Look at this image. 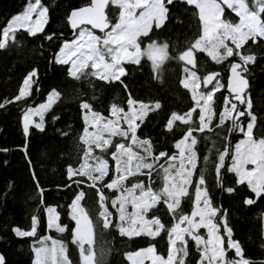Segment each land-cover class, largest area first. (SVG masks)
<instances>
[{"label":"trees","instance_id":"16d2710c","mask_svg":"<svg viewBox=\"0 0 264 264\" xmlns=\"http://www.w3.org/2000/svg\"><path fill=\"white\" fill-rule=\"evenodd\" d=\"M36 1L45 14L39 30L28 33L22 28H10L2 33L8 19L23 9L26 0H0L2 264L5 261L6 264H33L32 246L40 238L46 242L50 240L55 248H64L65 264H80V252L91 253L92 264H127V253L146 246H151L157 261H161L168 255L173 221L191 212L197 187L202 189L208 207L213 210L210 218L224 250L222 264H234L237 258L244 260V264H248L249 258L254 264H262L264 233L260 214L264 212V154L260 162L258 193H254L246 181H237L229 164L233 145L242 137L250 118L248 135L264 149V58H260L264 57V39L255 34L248 35L237 46L232 45L228 55L213 60L202 50L193 49V42L201 36L195 6L186 0L176 3L161 0V21L135 37L139 57L135 62H121V71L116 78H102L94 74L88 64L69 74L67 63L56 61L54 55L61 43L75 34L76 29L69 27L70 12L88 5L89 0ZM242 1L249 10L254 5L259 6L256 15L264 26V0ZM169 7L170 11L167 10ZM220 7V22L237 24L238 14L221 2ZM104 13L110 26L117 19L118 7L108 3ZM160 25L163 26L158 27ZM104 32L93 33L102 36ZM156 41L160 44L167 41L170 46L164 48L165 55L159 65L152 67L142 50ZM186 50L192 53V64L181 59ZM97 51L105 62H110L111 45H99ZM234 65L245 81L244 100L240 103H234L225 90L226 74ZM184 68L191 69L199 78L215 72L219 82V87L210 96V115L205 127L200 125L187 89L180 85ZM30 73L25 90L20 94L23 79ZM50 90L60 95L59 98L55 96L48 106L52 108L44 114L45 131L32 127L30 137H26L21 115L27 108L41 103ZM93 96L97 98L93 99ZM81 101H87V108L102 117L108 116L111 108L126 110L129 102L145 106L143 115L135 120L132 136L134 142L142 140L147 145L155 161L151 169L141 170L149 172L147 178L143 174H133L123 178L121 183L140 180L156 193L152 194L156 200L144 212L153 220L154 234L120 233L117 229L118 194L115 187L105 185L115 177L109 156L114 151L113 144L126 143L128 132L123 138L112 137L104 154L108 160L107 171L98 180L89 181L77 173L67 175L66 169L69 166L76 168L84 152ZM230 103L233 108L224 117ZM188 111L187 120L172 119L166 126L170 116H182ZM53 116H59V119L53 122ZM184 135L192 143V168L183 193L176 204L168 208L160 191L162 169L159 164L177 152V142ZM77 194L78 206L90 226L89 244H79L72 233L74 222L69 206ZM47 209L55 214L48 227ZM14 229H32V232L17 235ZM227 241L233 244L235 251L227 248ZM205 246V231L197 227L172 244L170 264H200ZM233 253L235 257L230 260Z\"/></svg>","mask_w":264,"mask_h":264},{"label":"rangeland","instance_id":"374dc122","mask_svg":"<svg viewBox=\"0 0 264 264\" xmlns=\"http://www.w3.org/2000/svg\"><path fill=\"white\" fill-rule=\"evenodd\" d=\"M186 1L195 6L201 26V36L193 42V49L202 50L213 60H220L228 55L231 46H237L248 35L255 34L264 39V26L259 23L256 15L258 5H254V8L249 10L242 0ZM29 2L31 3L27 12L20 18L9 22L14 15L11 16L2 33L10 28H22L28 33L40 29L45 18L44 9L36 0H29ZM220 2L231 7L238 14L239 20L237 24L224 25L220 22ZM110 3L118 7V16L116 21L105 30L102 36H97L87 27L81 26L76 29L71 39L61 43L55 60L66 62L69 74H74L77 69L88 64L94 74L100 75L102 78H116L121 71V62H135L139 57L140 50L135 42V37L146 32L150 25H158L162 19L161 0H111ZM24 7L25 5L23 9ZM22 10L17 14H20ZM102 44L113 47V52L109 55V63L105 62L97 51V47ZM142 51L150 60L152 67L159 65L165 55V49L160 44H147ZM31 74L26 75L23 79L20 94L24 92ZM208 74L206 73L199 78L191 69L184 68L179 81L180 85L187 89L193 102L192 108H196L202 127H205L210 115L209 102L211 93L219 87L216 76L207 81ZM55 96L56 94L53 93V90H50L41 103L32 108H27L20 117L22 128H26L32 118L34 122L38 123L40 117L35 116L36 112L45 110L40 105L43 104L47 108ZM230 96L235 103L233 96ZM242 100H244L243 95L237 103ZM232 104L230 103L227 106L224 111V117L229 115L233 108ZM82 107L84 108V115L82 118L81 141L84 146V152L76 168L68 167L66 169L67 175L77 173L83 175L89 181L98 180L107 171L108 160L104 154L112 137L123 138L125 133L128 132L129 136L126 143L114 142L113 144L114 151L109 156L112 159L111 166L115 177L105 185L107 187H115L116 194H118L116 197L117 219L119 221L117 225L118 231L124 235L136 233L154 234L156 227H151L153 220L146 217L144 212L156 200L152 195L156 193L150 190L147 184L143 185L140 180L131 181L128 184L121 183L123 178L133 174H143L147 178L149 172L146 173L141 170L151 169L155 161L147 145L142 140L134 142L132 136L135 120L143 115L146 109L145 106L129 102L126 110L119 111L111 108L106 117L90 111L86 105L82 106L80 103V108ZM188 118L189 111L182 116L172 115L166 126L169 125L172 119L187 120ZM250 125L251 118L244 126L242 137L237 144L233 145V154L229 167L234 171L237 181H246L254 193H258L261 181L260 162L264 151L257 142L250 139L248 135ZM191 144L184 135L177 142V152L170 156L167 161L160 163L161 165L159 164L162 169L160 191L166 198L168 208L176 204L178 196L183 193L189 178L193 162ZM78 197L79 194L76 195L69 206V214L74 222L72 233L79 244H89L91 238L90 227L85 220L83 211L78 206ZM212 213L213 210L208 207L202 189L197 187L191 212L173 221L170 228L168 255L166 256L165 264L171 263L172 252L170 247L172 244L184 234L189 235L193 232L197 228L194 226L198 223L208 224L211 231V240L206 238V246L200 264H222L223 253L219 254V251L221 252L223 249L220 237L211 222L210 215ZM54 218L55 214L51 209L45 210L47 227L53 223ZM262 224L264 233V217H262ZM192 227L193 229H191ZM186 229H190V232L186 233ZM31 232L32 229L28 231L14 229V233L17 235L31 234ZM171 237H173V241H171ZM47 242L44 238H40L39 242L32 246V263L65 264L64 248L61 246L55 248L50 240ZM226 246L235 251V247L230 241L226 242ZM126 259L128 264L157 263V258L154 257L150 246L127 253ZM79 261L80 264H92L91 253L80 252ZM234 264H244V260L237 258L234 260Z\"/></svg>","mask_w":264,"mask_h":264},{"label":"water","instance_id":"95a60500","mask_svg":"<svg viewBox=\"0 0 264 264\" xmlns=\"http://www.w3.org/2000/svg\"><path fill=\"white\" fill-rule=\"evenodd\" d=\"M111 0H89V4L72 10L69 14V27L75 30L81 26L87 27L92 32H104L109 23L105 18V7ZM181 59L186 64H192L193 56L190 50L181 54ZM215 72L207 76L210 81ZM225 90L233 96L234 101L239 102L245 90L244 78L239 74L236 65L231 67L225 77ZM2 264V258H0Z\"/></svg>","mask_w":264,"mask_h":264},{"label":"snow or ice","instance_id":"6c2138e0","mask_svg":"<svg viewBox=\"0 0 264 264\" xmlns=\"http://www.w3.org/2000/svg\"><path fill=\"white\" fill-rule=\"evenodd\" d=\"M177 2V0H171V3H176ZM31 2H29V0H26V3H25V7H24V9L22 10V12L20 13V14H17V15H14L13 17H11L10 18V20H9V22H11L12 20H14V19H18V18H20L21 16H23L26 12H27V10H28V6H29V4H30ZM168 11H170L171 10V8L169 7L168 9H167ZM179 18H177V20H178ZM8 22V23H9ZM7 23V24H8ZM163 25H160V26H158V27H162ZM158 30V29H157ZM154 43H156V44H160V42L159 41H156V42H154ZM160 46L161 47H163V48H165V49H167L170 45L168 44V42L167 41H164L162 44H160ZM260 58H264V57H260ZM262 70H264V69H262ZM75 78H77V79H79V77H75ZM161 83H163V77L161 76ZM90 87H94L93 85H90ZM53 93H55L57 96H58V98H59V93L58 92H56V91H53ZM81 95H83V93H81ZM97 97H95V96H93V99H96ZM54 103H56V101H54ZM88 104V102L87 101H81V105L83 106V105H87ZM40 107L41 108H44L45 110H44V112H39V111H37L36 112V115L35 116H39L40 117V120H39V122L37 123V122H34V120H33V118H32V120H31V122H30V125L27 127V128H25V127H23V133H24V135L26 136V137H30V128H32V127H34V128H36V129H38L39 131H41V132H43V131H45V118H44V114L46 113V112H48L52 107H47V108H45V106L43 105V104H41L40 105ZM81 112H82V118H83V115H84V108L82 107L81 108ZM59 119V116H53V122H55V120H58ZM6 151V150H5ZM71 166H69V168H70ZM6 195V194H5ZM261 217H264V212H262L261 214ZM41 243H43V242H41ZM261 250H264V248H262ZM3 257V254H0V258H2ZM234 257H235V253H233V256L232 257H230L229 259L230 260H232V259H234ZM5 264H6V261H5ZM248 264H254V262L249 258L248 259ZM262 264H264V260H262Z\"/></svg>","mask_w":264,"mask_h":264},{"label":"built area","instance_id":"2783aa9c","mask_svg":"<svg viewBox=\"0 0 264 264\" xmlns=\"http://www.w3.org/2000/svg\"><path fill=\"white\" fill-rule=\"evenodd\" d=\"M1 40H2V37L0 38V41ZM194 227H202L204 229V231H205L207 240H211V231H210V226L208 224L198 223ZM191 229H193V227ZM185 232L189 233L190 229H186ZM173 240H174L173 237H171V241H173ZM209 243H210V241H209ZM223 252H224V250H222L221 252L219 251V254H221ZM165 263H166V260L164 259L159 264H165Z\"/></svg>","mask_w":264,"mask_h":264},{"label":"crops","instance_id":"0c3cea01","mask_svg":"<svg viewBox=\"0 0 264 264\" xmlns=\"http://www.w3.org/2000/svg\"><path fill=\"white\" fill-rule=\"evenodd\" d=\"M56 54H57V51H56V53H55V55H54V59H55V57H56ZM253 141V140H252ZM237 142L238 141H236L235 142V144H237ZM256 142V141H255ZM260 145V144H259ZM263 149V148H262ZM263 151H264V149H263ZM260 179H261V177H260ZM260 185V184H259ZM84 215V214H83ZM71 217V216H70ZM85 217V220L87 221V223H88V220H87V218H86V216H84ZM73 220V219H72ZM88 225H89V223H88ZM74 227V226H73ZM90 227V226H89ZM149 246H146V247H142V248H139V249H144V248H148ZM151 247V246H150ZM151 249H152V247H151ZM137 250V249H136ZM152 252H153V250H152ZM154 257L155 258H157L155 255H154ZM127 260V259H126ZM156 260H158V259H156ZM127 264H128V261H127Z\"/></svg>","mask_w":264,"mask_h":264}]
</instances>
